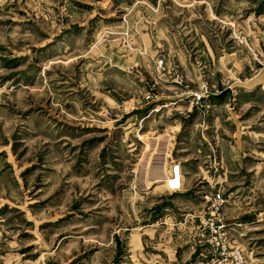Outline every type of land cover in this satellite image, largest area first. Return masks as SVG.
Wrapping results in <instances>:
<instances>
[{"label":"rangeland","instance_id":"rangeland-1","mask_svg":"<svg viewBox=\"0 0 264 264\" xmlns=\"http://www.w3.org/2000/svg\"><path fill=\"white\" fill-rule=\"evenodd\" d=\"M263 87L264 0H0V264H264Z\"/></svg>","mask_w":264,"mask_h":264},{"label":"built area","instance_id":"built-area-1","mask_svg":"<svg viewBox=\"0 0 264 264\" xmlns=\"http://www.w3.org/2000/svg\"><path fill=\"white\" fill-rule=\"evenodd\" d=\"M171 165V174L167 175L168 181L166 180L168 187L167 191L180 193L184 188L185 173L182 166L177 162L173 161ZM223 199L224 197L221 193L214 194L213 206L217 208L221 207L225 203ZM221 230L222 228H219L213 231V233L221 238ZM216 248L219 249L221 255L219 260L214 262V264H248L241 248H233L222 242H217Z\"/></svg>","mask_w":264,"mask_h":264},{"label":"water","instance_id":"water-1","mask_svg":"<svg viewBox=\"0 0 264 264\" xmlns=\"http://www.w3.org/2000/svg\"><path fill=\"white\" fill-rule=\"evenodd\" d=\"M232 94L231 90L224 91L220 96H216L217 98H223L224 96Z\"/></svg>","mask_w":264,"mask_h":264},{"label":"crops","instance_id":"crops-1","mask_svg":"<svg viewBox=\"0 0 264 264\" xmlns=\"http://www.w3.org/2000/svg\"><path fill=\"white\" fill-rule=\"evenodd\" d=\"M256 88H257V87H256ZM253 89H254V88H253V86H252L251 88H248L247 91H249V90H250V91H253ZM254 90H256V89H254ZM263 90H264V87H263Z\"/></svg>","mask_w":264,"mask_h":264}]
</instances>
